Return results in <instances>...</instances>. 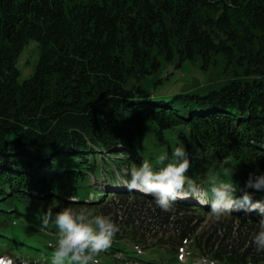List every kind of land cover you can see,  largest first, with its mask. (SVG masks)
Listing matches in <instances>:
<instances>
[{
    "label": "trees",
    "instance_id": "obj_1",
    "mask_svg": "<svg viewBox=\"0 0 264 264\" xmlns=\"http://www.w3.org/2000/svg\"><path fill=\"white\" fill-rule=\"evenodd\" d=\"M30 39L38 58L19 80ZM216 54L233 69L218 88L156 96L138 86L162 61ZM151 131L170 141L149 143ZM179 138L195 150L193 180L206 186L234 166L235 196L264 199L245 188L264 172V0H0V256L49 264L56 229L41 216L58 202L118 224L105 264H189L179 258L189 244L200 264H264L247 206L215 221L197 202L166 213L123 186L134 164Z\"/></svg>",
    "mask_w": 264,
    "mask_h": 264
},
{
    "label": "clouds",
    "instance_id": "obj_2",
    "mask_svg": "<svg viewBox=\"0 0 264 264\" xmlns=\"http://www.w3.org/2000/svg\"><path fill=\"white\" fill-rule=\"evenodd\" d=\"M190 167V154L180 143L171 153L162 151L154 158H143L139 165L134 164L122 183L129 191L151 197L154 205L166 213L185 193L201 206H207L210 218L215 221L230 215L233 208L247 206L248 211L254 210L260 217L251 245L258 254H264V204L252 203V195L246 190L235 196L236 186L231 180L234 166L230 170L221 167L219 174L208 177L206 186L187 175ZM245 188L264 190V172L250 173ZM41 222L44 228L52 225L56 229L49 264H99L97 257L110 248L120 230L110 215L89 207L58 206V202L42 214Z\"/></svg>",
    "mask_w": 264,
    "mask_h": 264
},
{
    "label": "rangeland",
    "instance_id": "obj_3",
    "mask_svg": "<svg viewBox=\"0 0 264 264\" xmlns=\"http://www.w3.org/2000/svg\"><path fill=\"white\" fill-rule=\"evenodd\" d=\"M38 58V47L34 40L30 39L28 43L24 46L22 53L18 59L17 66L20 70L19 80L27 78L32 70L33 66L36 63ZM206 67H205V66ZM233 69L227 67L226 61L223 58L222 54L213 55L210 63L205 64L200 58L195 60H179L175 57L172 61L166 62L162 61L160 68L154 72L153 74L142 78L138 82V86L143 91L151 92L156 96L161 95H172L178 94L181 92L189 91V92H197L199 89L204 91L205 89L218 88L222 85L224 81L228 78L232 77ZM204 89V90H202ZM200 92V91H199ZM146 95L153 96L151 94L146 93ZM148 127V126H147ZM150 128V127H149ZM151 135L148 134V142L149 143H162L166 144L170 141L165 132H158V139H156L155 135H153L152 131ZM156 134V131H155ZM172 141V140H171ZM175 142L178 144L183 143L186 149L191 150L190 154L194 155L195 150L193 147H189L187 142L183 141L182 138L177 139ZM189 142L195 146V144L189 140ZM177 144V145H178ZM253 174H258L252 172ZM244 188V187H242ZM193 204V203H192ZM201 220L204 222H209L210 218L208 215L201 217ZM7 222H5L6 224ZM32 230H37L36 225L31 226ZM41 232L47 233L46 229L41 228ZM52 242H55L54 238H49ZM49 240V242H51ZM187 252H181V260H191L193 257V250L190 247V244L186 247ZM11 255L8 253H3L0 256V264H25L22 260H13ZM144 259H148L149 257L143 256ZM99 264H105L108 261L104 259V256L100 255L97 257ZM194 262H203V260L199 258H194Z\"/></svg>",
    "mask_w": 264,
    "mask_h": 264
}]
</instances>
